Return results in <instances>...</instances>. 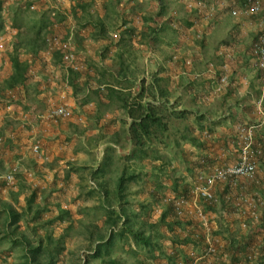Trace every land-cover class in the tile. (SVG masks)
I'll return each mask as SVG.
<instances>
[{
	"label": "trees",
	"instance_id": "trees-1",
	"mask_svg": "<svg viewBox=\"0 0 264 264\" xmlns=\"http://www.w3.org/2000/svg\"><path fill=\"white\" fill-rule=\"evenodd\" d=\"M33 1L37 0L20 1V3L16 5L17 9L15 10V14L12 16V19H9V22L3 15V3L0 2V42H2L8 33H12L8 32L12 29L16 31L18 39V43L14 47L13 52L10 53L11 73L7 78L0 80V108L2 105L1 100L4 101L6 98H9V94L16 96L13 94L16 88L18 91L21 89L20 92H27L29 89L28 82L36 79L35 76L37 73H31L32 70L34 71L33 64L36 58L44 56L46 59L53 60L55 63H57L56 61L60 62L62 69L66 73L65 77H63L61 73L54 71L56 76L51 75V81L55 77L54 81L57 80V82L59 79L62 82L65 80V84L69 86V89H71L75 97H77L78 90L83 92L85 97L82 98V102L79 104L81 109L88 107L87 104L89 103L92 105L90 98H88L90 93L94 92L96 94L98 93L97 91L104 89L106 94H104V96L98 94L99 102L95 104V107H108L110 106L111 100L117 101L118 104H120L119 107H122L126 116L131 120L128 126L127 123L124 122L121 128L123 135L127 136V142L130 145L129 156H126L127 160L136 159L144 161L148 159L153 165L157 164L156 167H153V169H156L155 171H158L159 168H166L168 164H171L175 159L174 150L177 149V154H179L178 148L182 147L183 143L187 141L193 142V140L189 139L187 129H184L183 135H181V127H183L182 125L190 113L187 110H178L175 103H171L170 96L172 95L168 92L167 86H162L163 79L158 78L156 72L150 74V82H152L148 87H145L143 81L142 84H140L141 92L131 97L129 94H124L123 92L115 90L112 86H109L110 81L107 83V80L104 78L107 76L106 73H108L110 79V70L102 67L100 70L93 69L92 71V67L89 66L92 64L88 63L86 59H83L79 53V49L88 50L91 43L95 44L96 41L99 40L106 41L111 39L110 30L105 24L108 23V20L104 22V20L97 19L96 21L92 20L89 16L90 11H88V9L91 7L94 8V5L97 7V5H99V0H76L75 7L81 11V16L79 15L80 17H78V14L72 10L70 12L72 19L69 18L61 23L63 26L64 24L70 23L65 37H60L55 32L60 21V19L58 21L57 18L59 15H62L61 19H66L65 13L53 12L52 15L51 13L47 15L42 13V9L38 12H34L35 7ZM122 1L123 0H101L103 5L102 8L109 10V5H111L112 2H114L115 5H121ZM136 1L139 0H132V3L135 5ZM183 1L185 5L192 6L195 13H198L201 17L203 16L199 14L197 8V3L202 0ZM219 1L220 4L224 3L226 6L235 2L242 8H245L248 3L247 0ZM152 2H158L157 11L152 13L150 9L145 8V4H143L142 0H140V2H138L139 4L136 6L141 16L137 17V20L141 21L139 25L142 27L137 35V39H140L139 44L144 47L158 44L161 38L159 29H161L163 25L169 28L171 27L172 29L177 28V31H181L179 29L182 28L181 22L177 21L176 11L173 12V18L170 24L164 21L162 24L158 25L157 23V26H154L156 17L159 18L163 16L165 12L166 2L165 0H152ZM220 8L223 9V7ZM30 13L33 17H31ZM19 14L29 15L30 20L26 25H22L18 21L19 18L17 15ZM37 15L41 17L40 20H37ZM132 19L134 18L132 17ZM188 22L190 23V21H187V24L190 25ZM8 23H10L11 29L8 28ZM90 24L91 27H89ZM24 27L25 30H23ZM194 29L195 27L192 25L191 30ZM115 33V36L112 35V44L121 41L120 36V40L116 41L118 34H121L119 32ZM198 35H200V38ZM69 36L71 38H69ZM114 37H116V39ZM196 37L198 39H203L202 34L199 32H197ZM88 39H91V41H88ZM54 40H57L58 44H56ZM64 43L69 44L68 47L66 46L64 48ZM110 47V43L102 47L97 45L98 50L95 53V58L92 59H95L94 61H97V63L102 66V63L109 60L107 51ZM138 49L140 50L139 47ZM20 50L25 53L26 60H22L19 57ZM70 50H72L71 54L74 57L71 63L66 59V53ZM80 52L82 51L80 50ZM136 53L137 52H135V55ZM122 56L123 55L120 56V59H122ZM175 56L176 55H174V57ZM174 57L171 58V63L176 62L177 59H174ZM124 66L125 61H122L119 70H121V76L125 79ZM94 70L97 71L98 74H92V72H95ZM37 75L40 76L39 74ZM172 78L175 79L174 77ZM50 80L48 79L49 82H51ZM154 85L157 86V92L155 93L152 91ZM117 93H119L118 96H116ZM144 94L147 96L145 97ZM48 96L49 94L44 96L46 100ZM113 96H115L116 99H114ZM144 99H146V101H144ZM8 105L11 106L12 104L4 105L3 108L6 109ZM80 117L79 115L76 120H82ZM107 120V125H109L107 128H110L112 125L111 119L107 118ZM177 133L180 136H178ZM0 138L8 139L9 144L12 142V139L9 137L7 138V133L4 134L3 131L0 132ZM114 140L115 139L112 140L113 143H119V141ZM5 144L7 145L6 140H4V142L2 141V143L0 141V151H2ZM111 150L114 151V147L109 146L104 150L101 164H99V167L92 173L94 178H89L87 182L91 190V195L97 196L98 202H96V208L98 206L99 208L97 209L105 212L104 216H99L96 220L87 222L82 221L81 216L80 219H75V216H72L70 210L64 209L61 206H58L57 209L55 208V211L52 213L54 216H44L52 209L49 198L52 197V195L46 194L42 197L37 191L33 192L31 197L27 199V205L23 211L18 210L9 202L0 201V204L2 203V209L0 210V220L2 219V221H0V234H3V237L6 239L10 238L14 247L20 246L22 248V264H57L61 258H63V255L69 251L67 245H69L68 243L73 238L83 240L88 245L86 256L82 254V264H124V259L119 256V254L124 253L137 256V264H143L138 257L144 254L152 258L161 257L164 254V256H168V260L171 264H189L188 251L191 248L185 253H181L180 250L167 253L166 249L168 246L165 245H171L170 242H164L167 230L164 234L160 231V228L166 225L169 227V230H172L173 226L169 224L170 218L183 219L177 215L174 208V200L172 199V197L178 196V194L169 199H163L160 194H156L155 192L156 189L162 187L161 184L157 182L154 187L146 190V199L148 200L139 199L134 201L131 198L129 185L139 181L141 178L140 172L137 171L135 167L130 168V166H124L121 174L115 171L117 175L116 180L107 179L106 173L108 169L110 170V163L113 165ZM138 165L139 164L136 166ZM73 171L74 170L68 171L66 177H70L69 175L71 174V177H73ZM154 176L155 174H153V177ZM157 178L156 180L160 182L159 178ZM256 179L259 180V183L256 181L241 180L236 185L231 183L216 184V188L222 186V189L227 192L224 195L223 202L234 215L237 214L236 208L231 202L239 198L243 193H239L238 190L243 189L242 185L247 183L255 184L257 187L261 186L262 190L264 189V178L259 171L256 174ZM1 182L5 185L2 180H0V183ZM92 183H94L95 186ZM61 187L66 190L64 182L61 183ZM189 187L181 194L187 193ZM235 191H237L236 198L233 195ZM140 193H142V190H140ZM255 193H258L262 197L259 192ZM255 193L250 194L254 195ZM151 196L154 200H151ZM227 197L230 198V200L227 199ZM262 202L263 204L259 205L257 208L259 215L257 222L251 217L244 220L239 219L240 229L244 231L245 236L251 235L248 236V242H245L241 248H238V240H236V238L232 237L229 244H226L223 239L220 238L223 242V251L229 254V261L226 264H240L243 258H245L247 264H264V214L260 213V208L264 207L263 197ZM214 205L210 206L213 207ZM154 210L160 215L157 220H154V216H151ZM170 214L174 216H169ZM188 220L191 221L190 219ZM242 222L246 223L248 228L244 229L241 226ZM259 235L262 238H259ZM177 243L187 244L188 242L184 239L179 242H175V240L174 242L172 241L175 247L178 245ZM195 244V246L198 245L197 243ZM7 255H10V253ZM3 258V264H10L7 261V257L4 256Z\"/></svg>",
	"mask_w": 264,
	"mask_h": 264
},
{
	"label": "rangeland",
	"instance_id": "rangeland-1",
	"mask_svg": "<svg viewBox=\"0 0 264 264\" xmlns=\"http://www.w3.org/2000/svg\"><path fill=\"white\" fill-rule=\"evenodd\" d=\"M20 1L24 2L26 0H0V2L3 3V15L8 22L15 14V10L17 9L16 5L20 3ZM33 2L35 7L34 12H38L42 9V13L47 15L50 13L52 15L53 12L65 13L67 18L64 20L61 19L62 15H59L58 18L55 17L58 21L60 19L59 26L55 30L56 34L60 37H65L66 35L65 33L67 32L70 23L64 24V26L61 23L63 21L65 22L69 18L72 19L70 12L74 10L76 14H78V17L81 16V11L75 7L76 0H37ZM100 2L101 0H99V5H97V7L94 5V8L91 7L88 9V11H90L89 16L92 20L97 21V19H99L97 17V12L103 10L102 2ZM138 2H140V0L136 1L135 5H133L132 0H123L121 5H115L114 2L109 5V19L107 26L110 29L111 39L106 40L107 42L110 43L113 41L112 35L115 36L116 33L112 31V27L118 22L122 23L121 14L126 12V14L131 17L133 14L131 13V8H133L132 5L136 7L139 4ZM142 2L145 4L146 9L151 10V13L157 11L158 2L153 3L152 0H142ZM165 2L166 10L163 16L159 18L156 17V23H154V26H157V23L158 25L162 24L164 21L165 23L170 24L173 18V12L176 11L177 21L181 22L182 28L179 29L181 31H177V28L172 29L171 27L169 28L168 26L163 25L161 29H159L162 41L149 47L143 46L140 48V39H137L136 37V44L140 50L143 51L141 54L144 55L143 68H139L140 72L142 71V75L144 76L142 79L143 81L148 73L152 74L155 73V71H159L154 61H156L157 58H160L159 60L165 65V81L162 80V86H167L168 92L172 95L170 96V99L175 101L176 96L173 95L174 90L171 89L172 91H170L169 88L174 86V84L180 81L181 78L191 77L184 74L183 75L186 77H180L182 72L192 70L193 68L201 69L206 66L208 61L219 62V51L222 47L231 50V56L228 59L229 62L227 68L229 75L236 72L237 69H241L235 67V65L233 66V63L239 57V51H243V54H246L249 59V67L247 66L246 69H256L253 67L254 61H251L253 59L251 50L252 46L258 41L264 30V10L257 15H253L251 17L243 16V18L240 19L245 20L246 22H248L249 19L250 21H255L254 26H249L246 23L244 32L242 33L241 29L237 28V25L233 22L234 18L231 19L225 11H219L218 14L214 17L208 18V20L206 18H202L204 15L201 17L198 13H195L192 6L185 5L183 0H165ZM139 14L140 13L137 12L132 16L134 18L132 21L136 26H140L139 24L141 23V21L137 20V17H141ZM17 16L19 18L18 21L22 25H26V23L30 20L29 15L27 14H19ZM31 17H33L32 14ZM40 19L41 17L37 15V20ZM187 21H190V23L188 22L190 25L187 24ZM191 24L195 27V31L191 30ZM10 26V23H8L9 29H11ZM23 30H25V27ZM251 31H253V37H251L253 40L249 44L241 41L242 37L240 35H249ZM8 32L12 33H8L2 42H0V80L7 78L11 73L12 67L9 59L10 53L13 52L14 47L18 43L16 31L12 29ZM197 32L202 34L203 39H198L196 37ZM69 38L71 37L69 36ZM88 41H91V39H88ZM95 44L91 43L89 45V51L79 49V53L83 59H86L88 63L92 64L89 65L92 67V71L93 69L100 70L102 67L110 70V66H112L110 60L102 63L103 65L101 66L97 63V61H94L95 59H92L95 58V53L98 50L97 44ZM80 50L82 52H80ZM160 51H165L168 55H161ZM197 51L198 55L201 57H197ZM174 55L177 56V60L176 62L171 63V58L174 57ZM19 57L22 60H26V55L22 50L19 51ZM181 60L183 62H181ZM122 61H124V58L118 60L117 64L119 67ZM187 61H192V68H185ZM56 62L57 63L53 60H48L44 56L36 58V61L33 64L34 71L41 77L39 76V79H34V81L31 80L28 82L29 89L26 93L20 92L21 89L18 91L16 88V91L14 90L13 92L16 96L9 94L10 97L6 98L7 101L6 99L4 101L1 100L0 132L3 131L4 134L7 132V138L10 135H13V137L10 144L8 143V139H6L7 145L5 144L2 151H0V176L7 172L9 168L15 164H19L21 173L17 177L15 185L12 187H8L2 184V182L0 183V201L9 202L18 210L23 211L26 208L27 199L31 197L33 192L37 191L42 197L46 194L52 195V197H49L52 209H50L48 214L46 213L44 216H54L52 213L55 211V208L57 209L58 206H61L64 209L70 210L72 216H75V219H80L81 216L82 221L87 222L96 220L99 216H104L105 212L97 209L99 208L98 206L96 208V202H98L96 198L97 196L91 195V190L89 189L87 182L89 178H94L92 173L99 167V164H101V160L103 158L102 153L104 150H106L109 146L114 147L113 145H110L113 142L111 141L112 136L109 128H107L109 125H107V123L105 124V122L101 121L98 117L99 114L103 113L105 110L102 108L97 109V107H95V104L99 102L98 94L104 96L106 91H104V89L97 91L98 93L96 94L94 92L90 93L88 98H90L92 105L89 103L87 104L88 107L81 109L79 104H81L82 98L85 97V95L83 92L78 90L79 92H77V97L79 98V101H77V103L79 105V109L76 108L73 99L75 96L72 94L69 86L65 84L66 81L64 80V82H62L60 79L58 82L57 80L54 81L56 77L53 78L52 81L50 80L51 75L56 76L54 71H58L63 77H65L66 73L62 69L61 63L58 61ZM141 62L142 59L140 58V62H136V66L134 68L142 66ZM218 64L220 65V63ZM92 74L95 75L98 74V72L95 71L92 72ZM106 74L107 76H105L104 79L107 80L108 83L109 74ZM177 76L180 77L177 80L172 78ZM48 79L51 82H49ZM237 79L241 80L243 78ZM194 80L196 79H193V81ZM149 81L150 79L148 81L145 80L144 82ZM197 81L200 82L202 80ZM188 82L192 84L190 80ZM46 94H49L47 100L46 97H44ZM202 96L203 94L200 96V101L204 102L202 100ZM176 101L178 103V100ZM7 104H12L10 110H5L3 108V106ZM58 105H67L73 112V119L52 124L48 130H45V127L38 121L35 115L43 114L45 111L51 109V107ZM108 109L110 111L115 110L113 107H109ZM89 112H93L94 115L89 116ZM79 115L82 120L77 121L76 119ZM218 117H221V115L214 116L216 119ZM107 118L108 117H105V119ZM107 121L108 120H106V122ZM100 123L102 125H100ZM35 139L42 142L44 151L49 156L48 161L41 162L31 154L30 145ZM114 148L116 149V147ZM116 150H111L113 165L110 163L111 171L108 169L106 178L116 180L117 175L115 171L119 172V170H122L124 166L137 168V171H139L141 175V178L137 182L138 185H136L139 188H135V183L130 184L131 198L134 201L139 199L148 200L146 199V190L154 187L157 182L161 184L162 187L160 189H156V194H160L163 199H169L174 195L181 194L185 189L192 185L195 180V169L197 165L193 159V161H191L193 163L191 164V168H189L188 163L182 156H179V160L177 161L173 160L174 162L168 164V167H166V178L164 177V179L159 182L156 180V175L154 177H150L152 171L156 170L153 169V167H156L157 164L153 165L148 159H145L144 161L135 159L131 161L127 160L124 150L121 148L118 149V152ZM174 153L176 154L174 157H178L177 152L174 151ZM124 159H126V161ZM137 164L139 165L136 166ZM172 166L174 167L171 168ZM169 169L170 173H168ZM70 170H74L73 177H71L72 174L69 175L70 177H66L67 172ZM27 172L34 173V182L28 180L26 177ZM185 172L187 175H185ZM183 176H185V178ZM174 177H177L178 180L182 182L184 181L182 184L179 183L180 186L178 189L180 190L178 191H176L174 189V185H172ZM62 182H64L66 190L61 187ZM34 184H36V186H34ZM242 186L243 189H238L239 193L243 192L250 194L259 192L264 198V189L262 190L261 186L257 187L255 184L248 183ZM139 189L142 190L140 197L138 198L137 196L136 198H133V192ZM226 193L227 192L222 189V186H218L216 188V196L218 199L216 205L212 207L201 201L198 204H200L209 216H212L213 228L216 236L223 239L226 244H229L232 237L236 238V240H238V248H241L245 242L249 241L248 236L251 235L245 236L244 231L240 229L238 215H234L233 212H230V209L224 204L223 198ZM233 193L236 198L237 191ZM150 198L151 200H154L152 196ZM233 201L234 200L231 202L232 204ZM1 206L2 203L0 204V210L2 209ZM155 210L151 216H154V220H157L160 215ZM260 213L264 214V207L260 208ZM169 216L174 215L170 214ZM0 221H2V219ZM169 222V224L173 226L172 230H169L167 225L160 228V231L163 234L167 230L164 242L171 243V245H165L163 242L165 246H168L166 249L167 253L177 250H180L181 253H185L187 250L196 245L193 242L192 236L195 232L201 230L199 224L189 221L188 218H170ZM260 235L262 236L261 233ZM260 235L259 238H262ZM183 239L188 243H177L178 245L176 247L172 244V241L174 242V240L175 242H179ZM12 243L13 242L10 238L6 239L3 237V234H0V264L4 263V256L7 257V261L10 264H22V248L20 246L14 247ZM68 244L67 248L69 251L63 255V258H61L57 264H68V262H71V264H82V254H84V256L87 254V243L78 238H73ZM8 253H10V255H7ZM119 256L124 259V264H137V256L125 253L119 254ZM138 259H140L143 264H171L168 260V256H164V254L163 256L157 258H152L151 256H146L144 254L143 256L138 257ZM240 264H247L245 258L241 259Z\"/></svg>",
	"mask_w": 264,
	"mask_h": 264
},
{
	"label": "crops",
	"instance_id": "crops-1",
	"mask_svg": "<svg viewBox=\"0 0 264 264\" xmlns=\"http://www.w3.org/2000/svg\"><path fill=\"white\" fill-rule=\"evenodd\" d=\"M133 5H132L133 8H131V13L135 14L139 11L138 8L134 7ZM218 11L226 12V10H223L222 8H219ZM133 14L131 15V17H129L128 14H126V12L121 14L122 23L118 22L115 26L112 27V31L119 32L121 34V35L118 34L117 39L115 37L116 41L120 40L119 39L120 37H121V41L119 43L116 42L113 44L112 42H110L111 47L107 51L109 54L110 63H112V66H110L111 77L109 79L110 81L109 86H112L115 90L119 92H123L124 94H129V96L131 97H134L139 92H141L140 84H142L143 82L142 79L144 77L142 75V71L140 72L139 70V68H143L144 55L141 54L143 51L138 49V46L135 41V38L141 31L142 27L136 26L133 23L132 21ZM97 17L100 20H104V22L107 21L109 19L108 10L105 9L100 10L99 12H97ZM229 17L231 16L229 15ZM241 18H243V16L234 19L233 17H231V19H233V22L237 25V28L241 29L242 33L244 32L246 23L249 26L255 25V21H250L249 19V21L246 22L245 20H240ZM105 24L108 25L107 23ZM89 27H91V24L89 25ZM252 33L253 31H251L249 35L246 34L245 36L241 34L240 35L242 37L241 41L249 44L253 40V38H251L253 37ZM160 41H162V38H160ZM108 43L109 42L102 40L96 41V44L100 47L107 45ZM141 47H143V45H141L140 48ZM135 52H137L136 55ZM243 53H244L243 51L242 52L239 51L238 52L239 57L237 58V60L234 63L231 62L233 63V66L235 65V67L241 68V69H237L236 72L230 74L231 80L235 85L232 88H229L224 94L220 95L221 97L218 96L215 99H212L209 103L200 101V96L201 94L204 93L205 88L209 83L208 80L199 82L197 80L193 81L191 77L181 78L180 81H178L177 83L174 84V86L169 88L170 91H172L171 89L174 90L173 95H175L176 96L175 99L178 100V103L176 100H175L176 102L170 100L171 103L174 102L178 110H187L190 113L187 119L185 120L184 124L182 125L183 127H181V135H183V130L187 129L189 139L193 140V142L187 141L183 143L182 147L178 148L180 153L177 154L178 157H175L174 161L179 160V156L181 155L183 158H185L189 168H191V164H192L191 161H193L195 158L199 156H204L206 154H213L214 156L218 157L220 159L219 162L221 164L230 165V164H234L238 160V154L235 153V147H234V141L236 138V129L241 124H251L259 120L260 113L258 112L257 109V101L260 98L261 86H262L261 72L258 71L257 69H248V70L246 69L247 66L249 67L248 64L249 59L247 58V55ZM160 54L163 55L166 54V52L160 51ZM121 55H123L122 58H124L125 61V66H124L125 79L121 76L120 73L121 70H119L120 67L117 64L118 60L121 58L120 57ZM197 57H201L200 55H198V51H197ZM140 58L142 59L141 62L142 66L134 68L136 66V62H140ZM159 59L160 58H157L156 61H154V63L156 64L159 70L155 72L158 74V78L163 79L165 81V72H164L165 65ZM251 61H254L253 67H255L254 58ZM181 62L183 61L181 60ZM203 69L204 67L201 69L193 68L192 70L201 71ZM182 77H186V76H182ZM237 78H243V79L239 80ZM189 80L192 82V84L188 82ZM151 82L149 81L143 83L145 87H148V85ZM152 91L154 93L157 92L156 85L153 86ZM118 95L119 93L116 94V96ZM144 96L146 97L147 95L144 94ZM113 98L116 99L115 96H113ZM73 99L76 105L75 107L79 108V105L77 103V101H79V98L74 97ZM144 101H146V99H144ZM119 106L120 104H118L117 101H113V100H111L110 106L108 107L97 106V109L102 108L105 110L103 113L99 114L98 117L101 121L105 122V124L106 123L108 124V121L106 122L107 119H105V117L111 119L110 121L112 122V125L109 128V131L112 136L111 141L115 139L119 141V143L118 144L111 143L110 145L116 147L117 150L115 148L114 149L117 152L118 149L121 148L122 150L125 151L126 156H129L130 145L127 142V138H126L127 136L123 135L121 128L123 127L124 122L127 123L128 126L131 120L126 116L122 107ZM109 107H113L115 110L110 111L108 109ZM263 109H264V104H263ZM88 115L91 116L94 114L93 112H89ZM218 115H221V117H218L217 119L214 118V116H218ZM100 125L102 124L100 123ZM44 127L45 130L49 129L46 126ZM205 131L209 133V136H204ZM177 135L180 136L178 133ZM257 138L259 140H264V130L257 135ZM174 151L178 153L177 149H175ZM174 156H176L175 153ZM124 160L126 161V159ZM173 167L174 166H172L171 168ZM170 169L168 173H170ZM122 170H119L118 173L121 174ZM165 170H166L165 167H163L162 169L159 168L158 171L153 170L150 177L153 176V174H155L156 178L158 176L159 180H163L165 177V172H166ZM185 175H187L186 172ZM183 177L185 178V176ZM179 183L182 184L184 183V181L182 182L178 180L177 177L176 178L174 177V182L172 183V185H175L174 189L176 191L180 190L178 189L180 186ZM136 185H138V183H135L134 186L135 188H139ZM140 190L141 189L135 190V192H133V198H136L137 196L138 198L140 197L141 194ZM129 191H130V185H129ZM68 264H71V262H68Z\"/></svg>",
	"mask_w": 264,
	"mask_h": 264
},
{
	"label": "built area",
	"instance_id": "built-area-1",
	"mask_svg": "<svg viewBox=\"0 0 264 264\" xmlns=\"http://www.w3.org/2000/svg\"><path fill=\"white\" fill-rule=\"evenodd\" d=\"M247 1L248 3H245V8H242L235 2L226 6L224 3L220 4L219 0H202L197 3V8L199 14L204 15L206 19L218 14L220 7H223V10H226V13L233 18L257 15L264 10V0ZM198 37L200 38V35ZM54 41L58 44L57 40ZM68 45L64 43L63 46L65 48ZM71 51L66 53V59L70 63L74 60ZM251 51L255 60V68L262 74L261 94L257 101L260 118L254 123L241 124L237 127L234 147L235 153L238 154V160L234 164L228 165L221 164L219 162L220 159L213 154H206L195 158L194 161L197 166L194 182L189 187L187 193L172 197L177 215L196 222L201 229L192 236L193 242L198 245L188 251L189 264H226L229 261V254L223 251V242L214 234L212 216H209L198 203L201 201L210 205L216 204L215 186L218 183H231L236 185L241 180L256 181L259 183V180L256 179L258 171L264 178V140L257 138V135L264 130V30L258 41L252 46ZM230 53L231 50L222 48L219 52V55L223 57L222 65L217 66L214 62H209L202 72L193 75L195 79L209 81L202 96L205 102H210L213 98L224 94L229 88L235 85L227 72L228 59L231 56ZM174 59H177V57L175 56ZM191 64V61L186 62L187 66ZM31 73L36 74L33 70ZM183 74L189 75L187 72H183ZM35 78L39 79V76L36 74ZM11 107L8 105L6 109L10 110ZM35 117L42 125L50 128L52 124L73 119V113L67 105H58L51 108L48 112L35 115ZM204 135L209 136L207 132ZM12 137L13 135L9 136L10 139ZM4 140L6 138H0L1 143ZM30 151L41 162L49 160V156L44 151L40 140L35 139L31 143ZM20 173L19 164H15L0 176V180L6 186L12 187L15 185ZM26 177L30 181H35L34 173L32 172H27ZM92 184L94 185V183ZM227 199L230 200L228 197ZM262 204V197L258 193L254 195L242 193L239 198L233 201L240 220L251 217L255 222L259 219L257 208ZM241 226L244 229L248 228V225L244 222L241 223Z\"/></svg>",
	"mask_w": 264,
	"mask_h": 264
},
{
	"label": "clouds",
	"instance_id": "clouds-1",
	"mask_svg": "<svg viewBox=\"0 0 264 264\" xmlns=\"http://www.w3.org/2000/svg\"><path fill=\"white\" fill-rule=\"evenodd\" d=\"M222 48H224V47H222ZM222 48H221V49H222ZM219 52H220V51H219ZM219 56H220V55H219ZM222 61H223V57L220 56V61H219V62H215V61H209V62H214V63L217 64V66H218V65H219L218 63H220V65H222ZM191 62H192V61H191ZM209 62H208V63H209ZM208 63H207V64H208ZM207 64H206V66H207ZM220 65H219V66H220ZM206 66L204 67V69L206 68ZM188 68H192V64H191L190 66H187V65H186V69H188ZM204 69H203V70H204ZM203 70H201V71L186 70V71H184V72H187V74H189V76H191L193 79H195V78L193 77V75H194L195 73L202 72ZM149 76H150V74L148 73L147 76L145 77V80H149V79H150ZM181 76H184L183 73H182V75H180V77H181ZM175 79L177 80V79H179V77H175ZM196 80H199V79H196ZM204 80H205V79H204ZM204 80H202V81H204ZM205 81H206V80H205ZM202 100H203V99H202ZM203 101H204V100H203ZM204 102H205V101H204ZM206 103H207V102H206ZM208 103H209V102H208ZM205 132H207V131H205ZM205 132H204V133H205ZM207 133H208V132H207ZM208 135H209V133H208ZM204 136H205V135H204Z\"/></svg>",
	"mask_w": 264,
	"mask_h": 264
}]
</instances>
